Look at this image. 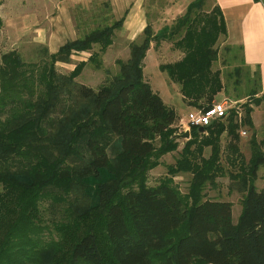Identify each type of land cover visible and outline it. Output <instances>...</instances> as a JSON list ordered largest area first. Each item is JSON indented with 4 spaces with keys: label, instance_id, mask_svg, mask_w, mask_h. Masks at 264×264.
I'll return each mask as SVG.
<instances>
[{
    "label": "trees",
    "instance_id": "obj_1",
    "mask_svg": "<svg viewBox=\"0 0 264 264\" xmlns=\"http://www.w3.org/2000/svg\"><path fill=\"white\" fill-rule=\"evenodd\" d=\"M254 1L264 7V0ZM205 5L206 0L189 5L161 38L182 56L159 65L183 103L202 110L225 89L221 72L212 70L219 58L216 44L226 37L225 22L214 1L208 9ZM102 7L109 10L105 3ZM99 8L88 14L94 27L55 53L44 49L37 64L25 63L15 51L0 56V264H264V186L256 190L252 184L264 170V140L251 138L245 160L234 111L202 133L190 127V139L167 166L170 175H191L187 194L181 195L170 178L148 187L155 160L176 151L178 140L174 109L143 76L146 53L158 39L147 25L143 38L129 44L128 59L115 62V75L96 90L77 84L87 64L100 70V56L124 21L125 15L97 26ZM80 27L76 23L75 31ZM240 50V64L226 78L260 106L259 74L244 67ZM81 53L89 54L86 61L67 75L57 73L56 64ZM243 107L242 121L253 131V110ZM224 134L228 162L237 163L245 191L236 223L229 202L203 196L205 185L221 172ZM103 171L112 178L86 185L101 179Z\"/></svg>",
    "mask_w": 264,
    "mask_h": 264
},
{
    "label": "rangeland",
    "instance_id": "obj_2",
    "mask_svg": "<svg viewBox=\"0 0 264 264\" xmlns=\"http://www.w3.org/2000/svg\"><path fill=\"white\" fill-rule=\"evenodd\" d=\"M45 0H0V20L2 26L0 28V56L11 51L18 52L25 63L37 64L40 59L43 58L44 49L49 52V47L46 46L48 32H56L58 29L66 28V16L58 14H48L47 9L35 8L41 2ZM196 0H143V10L146 15V23L150 25L154 38L158 39V43L152 42L149 50L146 53L143 63V76L144 80L149 83L152 90L156 92L163 103L167 106L173 104L178 108H174L175 113L182 118L181 120L187 122L190 115L203 111L205 109L192 108L188 110L181 107L178 104V99L175 97L178 89L176 86H172L170 94L166 84L167 76L165 73L159 71V65L171 63L177 61L182 56L180 52L175 51L172 48V42L161 40L163 36H167L174 27L178 19H181L189 5L193 4ZM104 1L97 2L99 10L96 13V25L101 26L110 24L113 21L119 20L121 15H111V10L108 11L102 7ZM213 5L212 0H206L204 9L210 8ZM97 6L88 9H75L71 15H67V19L71 18V26L74 28L73 33L66 35V37L60 38L58 42L63 40L69 41L70 39H76L84 32L89 31L94 27L93 22L90 21L89 13L92 12ZM56 9H51L53 11ZM42 11L45 13L43 14ZM80 25L79 33L75 31V24ZM50 35V34H49ZM116 38L113 41L111 47H109L105 53L100 56L102 66L100 70H96L92 64L82 70L81 74L75 79L77 84L84 85L93 90H96L100 84L105 82L107 77L113 76L118 70L116 65L117 60L126 61L129 57L128 42L124 43L123 37H121L120 31H116ZM61 36V35H60ZM143 35L141 34V38ZM62 37V36H61ZM141 39H136L134 42H139ZM223 37H220L216 48L218 50V61L213 64L212 70H219L221 72L222 82L224 84V91L220 93L219 99L213 104L220 103L226 100L231 106L236 108L234 117V123L238 125V150L245 160L250 156V140L253 138L257 143L264 140V103L260 106H254L252 99L244 98V91L240 87L236 92L232 81H229L226 75L231 74L235 65H239V51L238 48H232L229 46L228 52H225L227 46L223 43ZM54 49V46H51ZM97 51V47L93 49ZM235 56L238 58L237 60ZM237 54V55H236ZM89 57L88 53H81L73 55L70 58L68 64L58 63L56 64V71L59 74L67 75L73 70L75 65L79 62L86 61ZM243 84V82H242ZM239 94L241 100H236L235 96ZM257 97H260L258 94ZM176 98V99H175ZM216 98V97H215ZM182 100V99H181ZM178 101V102H177ZM186 105V104H185ZM244 105H248L253 111L250 114L253 131L244 125L242 119L244 116ZM169 107V106H168ZM180 108V109H179ZM191 108V107H190ZM239 114V115H238ZM238 115V120L237 116ZM218 121V120H217ZM179 120H176L172 126L174 135H182L187 128H183L179 125ZM244 131V136L240 135V131ZM190 131V130H189ZM176 151L168 154H164L155 160L156 167L148 172L146 185L148 187H154L158 185L163 179H171L172 186L181 194H187V189L190 183L191 175L187 173H178L176 175H170L167 172V166L175 164L178 158V153L182 150L184 142L190 139V133L188 139L176 138ZM200 139H197V142ZM229 138L224 134L220 138V166L221 172L217 173V177L213 184H206L203 190V196L206 199H217L226 201L231 204L232 208V221L236 223L241 212V202L245 195L244 187L238 177L239 170L237 163L231 164L228 160L230 158V151L228 149ZM237 143V142H236ZM158 147L157 143L155 144ZM193 149V147H191ZM203 157L208 158L210 155V148L203 149ZM110 158H113L111 152L108 153ZM112 176L108 172L103 171L102 177L99 180H88L87 186H94L99 182H104L111 179ZM256 190H260L264 186V170L259 169L256 174V179L252 183Z\"/></svg>",
    "mask_w": 264,
    "mask_h": 264
},
{
    "label": "crops",
    "instance_id": "obj_3",
    "mask_svg": "<svg viewBox=\"0 0 264 264\" xmlns=\"http://www.w3.org/2000/svg\"><path fill=\"white\" fill-rule=\"evenodd\" d=\"M104 1L111 10V15H121L120 19L125 15L121 26L120 34L124 39V43H133L136 39H141V34L147 26L146 13L143 10V0H100ZM219 8L226 27V37L223 38V43L228 47L241 48V62L244 67L251 73L259 74L260 85L264 90V7L260 2L254 0H213ZM99 0H45L41 2V6L36 5L35 8L47 9L48 14H58L66 16V28L58 29L56 32H48L46 46L49 47V53H55L59 47L68 41L58 42L60 38L66 37L68 33L72 34L74 28L71 26V18L68 20L67 15H71L75 9L91 10L92 7L98 5ZM51 9H56L50 11ZM42 11L44 14L45 12ZM62 37H61V36ZM116 34L114 40L116 38ZM75 40V39H72ZM71 39L69 41H72ZM140 41V40H139ZM54 46V49H51ZM170 98L171 88L168 87ZM220 93L214 99L216 102L219 99ZM178 99V104L181 107L191 110L181 100L179 92L175 94ZM176 99V98H175ZM179 104V105H180ZM170 108H178L173 104H168ZM180 109V108H179ZM177 115V113H176ZM179 120V125L181 120Z\"/></svg>",
    "mask_w": 264,
    "mask_h": 264
},
{
    "label": "built area",
    "instance_id": "obj_4",
    "mask_svg": "<svg viewBox=\"0 0 264 264\" xmlns=\"http://www.w3.org/2000/svg\"><path fill=\"white\" fill-rule=\"evenodd\" d=\"M230 111H236L234 106H231L226 100H223L220 103L212 104L211 107L203 110L198 111L190 115L187 122H181L182 127L187 130L190 127H197V128H206L213 122L224 119ZM236 113V112H235ZM239 115V114H238ZM238 115L237 120H238ZM241 136H244V131L239 132Z\"/></svg>",
    "mask_w": 264,
    "mask_h": 264
},
{
    "label": "water",
    "instance_id": "obj_5",
    "mask_svg": "<svg viewBox=\"0 0 264 264\" xmlns=\"http://www.w3.org/2000/svg\"><path fill=\"white\" fill-rule=\"evenodd\" d=\"M203 131H204L203 128H198L199 133H202ZM175 138L188 139L189 138V130H185L184 134H182V135H175Z\"/></svg>",
    "mask_w": 264,
    "mask_h": 264
}]
</instances>
